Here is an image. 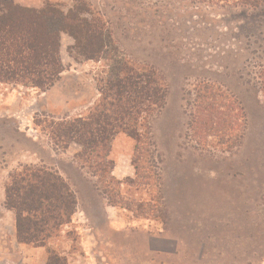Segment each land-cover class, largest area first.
<instances>
[{
	"label": "rangeland",
	"instance_id": "obj_1",
	"mask_svg": "<svg viewBox=\"0 0 264 264\" xmlns=\"http://www.w3.org/2000/svg\"><path fill=\"white\" fill-rule=\"evenodd\" d=\"M15 2L101 17L105 51L87 60L61 31L63 73L53 87L0 82V264H48L55 253L67 264H264V0ZM126 61L156 71L168 91L150 120L154 185L135 180L133 169L121 187L108 186L76 157L81 146L55 145L45 123L87 115L100 81ZM208 86L235 99L245 118L234 108L224 125L216 109L200 129V104L213 101L201 99ZM134 144L112 146L109 158L130 170ZM25 165L59 173L76 194L71 224L47 246L18 243L5 206L10 175Z\"/></svg>",
	"mask_w": 264,
	"mask_h": 264
},
{
	"label": "trees",
	"instance_id": "obj_2",
	"mask_svg": "<svg viewBox=\"0 0 264 264\" xmlns=\"http://www.w3.org/2000/svg\"><path fill=\"white\" fill-rule=\"evenodd\" d=\"M61 31L76 39L85 59L100 60L105 51L101 17L80 19L71 14L65 16L54 8L39 11L22 7L15 0H0V82L41 91L53 87L63 73ZM208 89L209 86L201 99L213 101L200 104L202 109L196 121L200 129L211 127L216 109L218 123L224 125L230 126L234 108L237 119L245 118L235 99L222 91L218 94ZM99 92L100 98L87 115L70 121L45 122L52 141L62 149H67L71 143L78 144L81 150L76 157L84 161L95 176L104 177L108 186L121 187L124 183L113 175L115 162L109 157L114 138L123 133L136 142L132 157L135 180L149 179L146 184H157L160 176L154 160L150 120L166 103L168 91L162 78L156 71L137 69L126 61L116 78L100 81ZM5 192V206L15 213L16 237L20 244L47 246L61 236L76 212V194L70 184L59 173L44 167L25 165L15 170ZM118 199L116 196V201H112L113 206L121 205ZM123 207L132 209L130 204ZM48 264H67V260L55 253Z\"/></svg>",
	"mask_w": 264,
	"mask_h": 264
},
{
	"label": "crops",
	"instance_id": "obj_3",
	"mask_svg": "<svg viewBox=\"0 0 264 264\" xmlns=\"http://www.w3.org/2000/svg\"><path fill=\"white\" fill-rule=\"evenodd\" d=\"M126 143V144H129V143H135L134 144V147H135V145H136V142L134 141V140H132L130 137H128L127 135H125V134H123V133H121V134H118V135H116V138H115V140L113 141V143H112V146L113 147H116V146H118V143ZM131 163H130V170L128 169V170H125L124 169V167H125V165H124V163L125 162H123V161H121V160H117L116 161V164H115V167H114V170H113V175L117 178V179H119V180H121L124 176V173H128V172H133V169H134V167H133V165H132V158H131V161H130Z\"/></svg>",
	"mask_w": 264,
	"mask_h": 264
}]
</instances>
